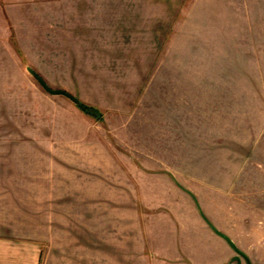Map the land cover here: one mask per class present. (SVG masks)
<instances>
[{
	"label": "rangeland",
	"instance_id": "rangeland-1",
	"mask_svg": "<svg viewBox=\"0 0 264 264\" xmlns=\"http://www.w3.org/2000/svg\"><path fill=\"white\" fill-rule=\"evenodd\" d=\"M2 186L38 264H264V0H0Z\"/></svg>",
	"mask_w": 264,
	"mask_h": 264
},
{
	"label": "crops",
	"instance_id": "crops-1",
	"mask_svg": "<svg viewBox=\"0 0 264 264\" xmlns=\"http://www.w3.org/2000/svg\"><path fill=\"white\" fill-rule=\"evenodd\" d=\"M190 177L192 178H190L189 182L199 184L197 177ZM0 189V192L9 191L6 190L5 186H2ZM218 199H220V196H218ZM188 211L193 215L188 216L183 223L179 220L176 223L177 216L171 215L170 220L172 225L194 231L193 235L199 241L201 256L205 254L212 255L213 259L208 264H232L236 253L226 237L235 243L238 240L235 233L231 235L229 228L226 229L215 221L206 223L200 218L194 207H191ZM168 212L171 213L169 210ZM6 220V217L0 216V264H38L40 258L38 242L25 236L6 234V229L3 228V225L7 224ZM241 224L244 226L246 221L241 222ZM247 246L248 250H242L252 257L253 249L255 250V248H252L249 244ZM176 258H180V260L175 259L179 264H196L193 255L186 252L184 255H176Z\"/></svg>",
	"mask_w": 264,
	"mask_h": 264
},
{
	"label": "water",
	"instance_id": "water-1",
	"mask_svg": "<svg viewBox=\"0 0 264 264\" xmlns=\"http://www.w3.org/2000/svg\"><path fill=\"white\" fill-rule=\"evenodd\" d=\"M25 70L27 71L28 74H30L39 84L40 86H42V88L48 92V93H51V94H63L65 96H67L73 103L77 104L78 103V100L70 95H68L67 93H65L63 90H59V89H51V88H48L43 80L34 72L32 71L28 66L25 67Z\"/></svg>",
	"mask_w": 264,
	"mask_h": 264
},
{
	"label": "trees",
	"instance_id": "trees-1",
	"mask_svg": "<svg viewBox=\"0 0 264 264\" xmlns=\"http://www.w3.org/2000/svg\"><path fill=\"white\" fill-rule=\"evenodd\" d=\"M78 107H79V109L81 110V111H83V112H85V113H90V114H93L91 111V109L88 107V106H85V105H83V104H78L77 105Z\"/></svg>",
	"mask_w": 264,
	"mask_h": 264
}]
</instances>
